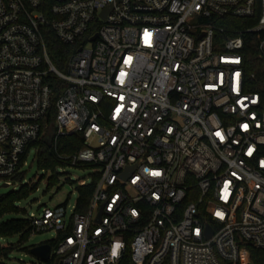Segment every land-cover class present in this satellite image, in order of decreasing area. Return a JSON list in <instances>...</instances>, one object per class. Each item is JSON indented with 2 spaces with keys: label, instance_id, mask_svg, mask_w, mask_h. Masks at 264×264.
<instances>
[{
  "label": "built area",
  "instance_id": "1",
  "mask_svg": "<svg viewBox=\"0 0 264 264\" xmlns=\"http://www.w3.org/2000/svg\"><path fill=\"white\" fill-rule=\"evenodd\" d=\"M262 4L259 22L219 41L216 17H252L256 0H0V187L18 181L36 143L58 151L73 133L83 146L59 156L97 174L85 211L26 216L34 233L57 232L46 264H121L127 253L134 264H254L264 79L242 49L254 35L264 58ZM48 30L77 47L65 69Z\"/></svg>",
  "mask_w": 264,
  "mask_h": 264
},
{
  "label": "trees",
  "instance_id": "2",
  "mask_svg": "<svg viewBox=\"0 0 264 264\" xmlns=\"http://www.w3.org/2000/svg\"><path fill=\"white\" fill-rule=\"evenodd\" d=\"M255 14L252 17H237V16H217L216 20L219 25L226 27V31L218 33L217 38L219 41L228 38L230 35L238 33L239 29L248 27L259 22L262 0H256ZM46 39L49 46V51L54 63L65 69L67 62L73 52L77 49L74 45H69L60 41L54 31L48 30ZM242 53L245 54V62L248 71L257 72L259 79H264V58L261 57L258 50L257 38L254 35H248L245 46L242 49ZM52 85L55 89L56 97L60 94L62 86H64L61 80L54 78ZM264 92V84L258 87ZM54 114V112H53ZM54 115L51 114L52 120ZM84 143V139L81 133H73L70 135H64L60 138L58 151H55L50 147V144L46 140H41L36 143L38 151L36 152V161L38 166L42 169L51 170L53 174L49 177L48 188L54 185L55 180L58 179L56 168L58 165L70 164V158L60 157L61 155H72L77 152ZM87 166V165H86ZM26 175V170L20 172L15 179L23 180ZM97 180V174L94 176L91 182L85 185L78 186V197L76 201V210L85 211L92 197V193L95 189ZM32 187L30 184L23 183L18 190H12L7 194H3L0 198V239L9 238L18 235L20 237L17 243H2L0 241V264H8L6 260L15 248H18L20 244L26 242L32 233H34V226L29 218L25 216H12L11 218H4L9 213L19 214L20 208L15 203L22 199L27 198ZM50 241V240H49ZM47 241V242H49ZM250 250V258L254 264H264V248H257L255 246H248ZM127 253L121 264H134Z\"/></svg>",
  "mask_w": 264,
  "mask_h": 264
},
{
  "label": "rangeland",
  "instance_id": "3",
  "mask_svg": "<svg viewBox=\"0 0 264 264\" xmlns=\"http://www.w3.org/2000/svg\"><path fill=\"white\" fill-rule=\"evenodd\" d=\"M33 147L29 152L27 164L24 166L26 175L21 181L13 182L9 186L0 187V193L7 194L12 190H18L23 183L30 184L32 191L30 195L20 201H16L19 206V214L9 213L4 218H11L12 216H27L34 212L38 214L42 212L45 206L55 207L60 204H66L69 213H72L76 205L78 197V186L82 180L91 182L93 179L94 166H74L72 164L58 165L56 168L58 179L55 180L54 185L48 188L49 177L53 174L51 170L42 169L38 166L36 161V149ZM56 230L47 229L32 233V236L20 244L10 253L8 264H46L42 259L31 252V248L43 242L51 240L56 237ZM20 237L18 235L1 238L2 243H17Z\"/></svg>",
  "mask_w": 264,
  "mask_h": 264
},
{
  "label": "water",
  "instance_id": "4",
  "mask_svg": "<svg viewBox=\"0 0 264 264\" xmlns=\"http://www.w3.org/2000/svg\"><path fill=\"white\" fill-rule=\"evenodd\" d=\"M9 183H5L4 186H9L8 185ZM3 196V193H0V198ZM102 210V209H101ZM100 216H101V213L99 215V220H100ZM209 237L211 236L212 234V228L209 226ZM51 249H52V245L49 243V242H43L39 245H35L31 248V252H33L36 256H38L40 259L42 260H48L49 257H50V254L51 253Z\"/></svg>",
  "mask_w": 264,
  "mask_h": 264
}]
</instances>
